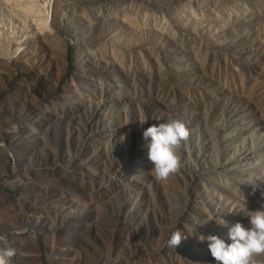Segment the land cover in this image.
Instances as JSON below:
<instances>
[{
    "label": "rangeland",
    "instance_id": "1",
    "mask_svg": "<svg viewBox=\"0 0 264 264\" xmlns=\"http://www.w3.org/2000/svg\"><path fill=\"white\" fill-rule=\"evenodd\" d=\"M174 118L190 136L160 181L143 131ZM261 193L264 0H0L11 264H216L206 238Z\"/></svg>",
    "mask_w": 264,
    "mask_h": 264
},
{
    "label": "clouds",
    "instance_id": "2",
    "mask_svg": "<svg viewBox=\"0 0 264 264\" xmlns=\"http://www.w3.org/2000/svg\"><path fill=\"white\" fill-rule=\"evenodd\" d=\"M139 122L143 124L146 120ZM189 136L190 128L180 118L153 124L143 131L144 140H150L147 156L157 180L165 181L180 170L182 162L179 152ZM257 204L256 210L247 215V225L237 222L229 228L230 243L216 235L206 238L216 264H264V261L256 259L264 255V193H261ZM183 239L187 237L177 228L170 234L167 246L175 248ZM200 239L203 241L205 237L201 236ZM13 255L11 249H0V264H11Z\"/></svg>",
    "mask_w": 264,
    "mask_h": 264
}]
</instances>
